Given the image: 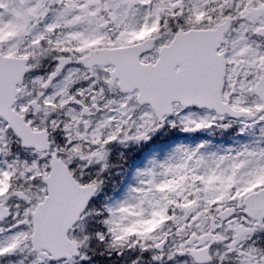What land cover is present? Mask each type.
Segmentation results:
<instances>
[{"label": "snow or ice", "instance_id": "1", "mask_svg": "<svg viewBox=\"0 0 264 264\" xmlns=\"http://www.w3.org/2000/svg\"><path fill=\"white\" fill-rule=\"evenodd\" d=\"M0 264H264V0H0Z\"/></svg>", "mask_w": 264, "mask_h": 264}]
</instances>
